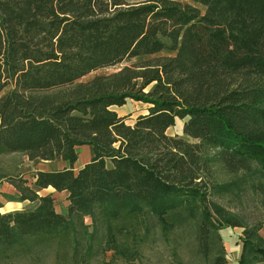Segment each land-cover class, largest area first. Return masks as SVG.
<instances>
[{
    "label": "trees",
    "instance_id": "16d2710c",
    "mask_svg": "<svg viewBox=\"0 0 264 264\" xmlns=\"http://www.w3.org/2000/svg\"><path fill=\"white\" fill-rule=\"evenodd\" d=\"M130 98L148 104L134 124L112 108ZM82 145L92 158L75 170ZM15 152L70 166L0 176L36 201L0 213V264L106 250L136 264L154 227L169 241L190 221L207 264H229L226 226L244 227L238 264L264 261V220L214 198L234 185L221 167L257 178L264 207V0H0V155ZM48 186L68 192L67 214Z\"/></svg>",
    "mask_w": 264,
    "mask_h": 264
},
{
    "label": "rangeland",
    "instance_id": "374dc122",
    "mask_svg": "<svg viewBox=\"0 0 264 264\" xmlns=\"http://www.w3.org/2000/svg\"><path fill=\"white\" fill-rule=\"evenodd\" d=\"M192 3V2H191ZM202 11L204 7L198 5ZM167 52L163 51L160 55H166ZM135 60H127L117 65H113L106 68L98 69L84 76L83 80L91 78L96 73H110L120 69L124 65H130ZM120 115L125 116V121L129 124H134L137 117L147 112L148 104L135 100L128 99L122 106H112ZM188 117L184 119L178 118L175 124L168 128L167 133L170 135H184L183 127ZM87 146L81 147L78 160L75 162L74 167L77 169L80 166L87 163L88 155ZM108 164L110 162L108 161ZM68 166L67 161L57 159L50 162H45L40 159L31 160L23 153L15 152L9 154L0 155V176L15 177L17 175H24L28 178H32L37 175L36 173L40 168L49 166L51 168H62ZM216 177L219 182H234L231 189L216 195L217 199L223 206L232 212L239 214L241 218L249 223V225L255 224L257 221L264 220V207L261 204L260 194L257 190L258 180L252 176L230 174L221 167L217 168ZM3 179H0L2 181ZM2 182H0L1 186ZM43 193L47 192L45 190ZM7 199H12L9 194H6ZM5 197V194L3 195ZM56 209L64 214H67V200L63 193L55 192ZM85 222L89 224L90 230H93L94 223L89 217H85ZM101 227V225L99 226ZM226 226L220 230L221 233L226 234L227 230L232 232L231 236L226 235L223 237V242L226 248L230 249L234 241L237 240L238 248L243 243L236 238L237 231L242 232V228L237 226ZM232 229V230H231ZM264 231V224L261 228ZM103 233V229L100 228V235ZM243 234V232H242ZM228 236V237H227ZM243 236V235H242ZM241 236V240H242ZM171 240L167 241L164 238L159 227H154L149 240L143 245V253L141 259H136V264H176L178 257H182L184 262L188 264H207L202 258V254L199 252L198 242L196 240V225L194 222L183 223L178 229L170 233ZM105 239V238H104ZM100 240V239H99ZM176 248L177 253L173 251ZM35 264H73L71 260L67 259L64 255L56 256L54 252H45L35 255ZM175 260V261H174ZM233 262V261H231ZM93 264H128L121 257H114L113 250L100 251L94 258Z\"/></svg>",
    "mask_w": 264,
    "mask_h": 264
},
{
    "label": "crops",
    "instance_id": "0c3cea01",
    "mask_svg": "<svg viewBox=\"0 0 264 264\" xmlns=\"http://www.w3.org/2000/svg\"><path fill=\"white\" fill-rule=\"evenodd\" d=\"M143 113H146V112H143ZM83 146L90 147V148H88V155H87V158H88L87 160L90 161L91 158H92V148H91L90 145H82V146H80L79 149H81V147H83ZM79 155H80V152H79ZM42 161L50 162L48 160H42ZM69 166L70 165H68V166L66 165L64 167H69ZM82 166H80L79 168H81ZM79 168H77V169H79ZM54 169L49 167V166H45L43 168H40L39 170H54ZM57 169H59V168H57ZM74 169L77 170L75 167H74ZM22 176L28 180L29 184H33V182L36 180V175L34 176V174H33L31 179L26 177V176H24V175H22ZM0 182H2V184L0 186V191H1V194H0V202H1L0 213H5V212L15 211V210H22V209L34 207L36 205V201H31L29 199H21L20 198V192L8 180L3 179ZM43 190H45L47 192L43 193L42 192ZM55 192L56 193H63V195L65 196V198H66V200L68 202V199H67L68 192L66 190L59 192L52 186H48V187L41 188V189L38 190L39 195L51 194V195L55 196ZM4 194H5V197H3ZM6 194H9L12 197V199H7L6 198V196H7ZM236 227L237 226H235V228ZM241 230L243 232V228ZM242 232H238V231L236 232L237 233L236 238L238 239V241H242L241 240V236L243 235ZM259 232H260V235L264 238V231L262 229H260ZM221 234H222V237H226V235H228V236L230 235L231 236L232 232L227 230L226 234H224V233H221ZM242 249H243V243H241V245L238 248L237 240L234 241V243L230 247V249L226 248L227 259H228L229 264H238L239 263V259L241 257ZM231 261H233V262H231ZM257 264H264V261L259 262Z\"/></svg>",
    "mask_w": 264,
    "mask_h": 264
}]
</instances>
